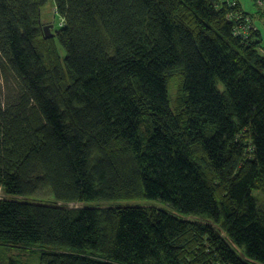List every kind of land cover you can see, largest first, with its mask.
<instances>
[{
    "label": "trees",
    "instance_id": "16d2710c",
    "mask_svg": "<svg viewBox=\"0 0 264 264\" xmlns=\"http://www.w3.org/2000/svg\"><path fill=\"white\" fill-rule=\"evenodd\" d=\"M48 3L0 0L1 72L18 84L0 97V189L22 198L0 199V249L37 264H264L254 15L239 0H54L64 24L46 39ZM121 200L174 213L68 207Z\"/></svg>",
    "mask_w": 264,
    "mask_h": 264
},
{
    "label": "rangeland",
    "instance_id": "374dc122",
    "mask_svg": "<svg viewBox=\"0 0 264 264\" xmlns=\"http://www.w3.org/2000/svg\"><path fill=\"white\" fill-rule=\"evenodd\" d=\"M241 3L242 8L245 12L254 15V20L257 22V12L258 8L255 4V0H239ZM52 0H49V3L47 6L43 9V23L44 25H53L54 28L51 30L53 34H56L58 30L60 29V17L55 14L54 8H52ZM261 4V3H259ZM257 27L260 29L261 37H262V44L260 49L258 48L259 52L261 53V49L264 52V26L258 25ZM56 43L59 46L60 52L62 55H64V51L60 48V44L58 42V39H56ZM18 89V84L16 80L12 76H9L6 74V78H4L2 72H1V61H0V97L3 100V102L7 101V98H10L11 96L16 94V91ZM22 199V198H13V197H6L2 190L0 189V199ZM45 200H49L47 197ZM110 207V206H120V207H158L166 209L167 211L173 212L169 207L162 205L161 203L157 201H151V200H121V201H112V202H82V203H71L68 205L69 208H83V207ZM174 213V212H173ZM189 220L202 222V223H208L211 224L208 220H204L197 217H189ZM214 227L219 229V232L221 234H224L222 229L219 228L217 225L212 224ZM0 264H7L8 260H11L13 257L20 258L21 260H25L26 262H29V264H37L36 260L38 255L31 254L29 252H25L24 250L17 251L13 248H2L0 249ZM33 259V260H32ZM32 260V261H31Z\"/></svg>",
    "mask_w": 264,
    "mask_h": 264
},
{
    "label": "water",
    "instance_id": "95a60500",
    "mask_svg": "<svg viewBox=\"0 0 264 264\" xmlns=\"http://www.w3.org/2000/svg\"><path fill=\"white\" fill-rule=\"evenodd\" d=\"M54 28V26L51 25H47L44 27V33H45V38L46 39H52L54 38L55 34L52 33V29Z\"/></svg>",
    "mask_w": 264,
    "mask_h": 264
},
{
    "label": "built area",
    "instance_id": "2783aa9c",
    "mask_svg": "<svg viewBox=\"0 0 264 264\" xmlns=\"http://www.w3.org/2000/svg\"><path fill=\"white\" fill-rule=\"evenodd\" d=\"M233 6L235 5V3H233L232 4ZM229 19L230 20H234V18H233V16H229ZM248 26H246V27H241V32H239V33H242L244 36H247L248 34H249V32H248Z\"/></svg>",
    "mask_w": 264,
    "mask_h": 264
},
{
    "label": "crops",
    "instance_id": "0c3cea01",
    "mask_svg": "<svg viewBox=\"0 0 264 264\" xmlns=\"http://www.w3.org/2000/svg\"><path fill=\"white\" fill-rule=\"evenodd\" d=\"M255 22V26H256V28L257 29H259L258 27H257V24L259 25H262V26H264V16H261L260 15V17H258V19H257V22L256 21H254ZM260 30V29H259ZM264 53V52H263Z\"/></svg>",
    "mask_w": 264,
    "mask_h": 264
},
{
    "label": "bare ground",
    "instance_id": "6f19581e",
    "mask_svg": "<svg viewBox=\"0 0 264 264\" xmlns=\"http://www.w3.org/2000/svg\"><path fill=\"white\" fill-rule=\"evenodd\" d=\"M53 4H52V8H54V12L56 13V8H55V5H54V0H52ZM61 24H64L63 23V20H61ZM47 26V25H44V27Z\"/></svg>",
    "mask_w": 264,
    "mask_h": 264
}]
</instances>
